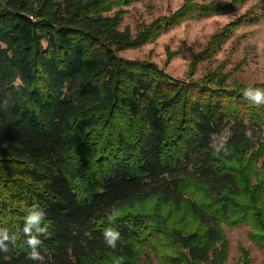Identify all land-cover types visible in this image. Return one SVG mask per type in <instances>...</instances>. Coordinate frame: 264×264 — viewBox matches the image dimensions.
I'll return each mask as SVG.
<instances>
[{
	"label": "trees",
	"instance_id": "trees-1",
	"mask_svg": "<svg viewBox=\"0 0 264 264\" xmlns=\"http://www.w3.org/2000/svg\"><path fill=\"white\" fill-rule=\"evenodd\" d=\"M138 1L0 0V228L16 236L0 264H40L22 231L33 205L46 213L43 264H225L222 222L248 224L264 250V104L244 97L264 81L221 67L194 77L264 18V0L214 34L182 80L118 52L249 0H184L135 37L121 23ZM153 199L202 227L170 228L171 212L143 211ZM108 227L120 233L115 249ZM163 234L173 251L154 260Z\"/></svg>",
	"mask_w": 264,
	"mask_h": 264
},
{
	"label": "rangeland",
	"instance_id": "rangeland-1",
	"mask_svg": "<svg viewBox=\"0 0 264 264\" xmlns=\"http://www.w3.org/2000/svg\"><path fill=\"white\" fill-rule=\"evenodd\" d=\"M229 3L231 0H204ZM184 0H142L126 7L127 12L121 23L122 29H130L136 37L158 17L169 15L178 10ZM262 0H249L241 9L235 12L216 15L210 18L189 19L174 28L162 33L158 38L149 40L139 46H130L119 50L120 56L129 60L151 61L164 67L171 75L179 79H188L193 57L208 45L213 35L219 32L231 20L236 19L246 10L254 8L262 10ZM170 55L172 58L169 59ZM168 61H170L168 63ZM221 67L224 72L235 71L234 77L254 85L264 81V18L259 23H244L233 37L227 41L212 60L199 63L195 78L206 75ZM232 79H234L232 77ZM159 200H148L143 211L154 212L159 207L163 213L171 212L168 220L173 226L185 228L202 227L196 217L187 209H176L174 205L162 204ZM154 224V223H153ZM223 239L228 244L225 264H264V250L251 237V227L248 224H220ZM169 237L162 235L161 243H157L155 251L147 254L156 260L157 255L173 251L168 245ZM220 246V245H219ZM245 250L248 251L245 252Z\"/></svg>",
	"mask_w": 264,
	"mask_h": 264
},
{
	"label": "clouds",
	"instance_id": "clouds-1",
	"mask_svg": "<svg viewBox=\"0 0 264 264\" xmlns=\"http://www.w3.org/2000/svg\"><path fill=\"white\" fill-rule=\"evenodd\" d=\"M244 97L252 100L255 104H264V89L259 87H246L244 90ZM227 137H222V143L225 142ZM219 153V147L217 148ZM27 214L24 218L23 235L25 236V243L30 251L27 254V259L34 260L43 264L44 256L41 253L42 241L39 238L40 235L46 231V226H42L45 220L46 213L40 209L38 205H33L26 210ZM111 215H115L113 210ZM104 241L110 248L115 249L117 247V241L120 238V233L112 227H108L104 230ZM15 234H9L7 228H0V251L7 252L9 250V243H15ZM9 242V243H6Z\"/></svg>",
	"mask_w": 264,
	"mask_h": 264
}]
</instances>
